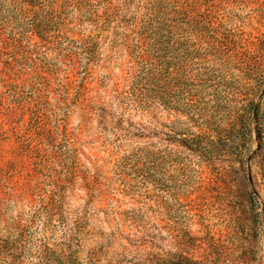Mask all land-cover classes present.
I'll return each mask as SVG.
<instances>
[{
	"label": "rangeland",
	"instance_id": "1",
	"mask_svg": "<svg viewBox=\"0 0 264 264\" xmlns=\"http://www.w3.org/2000/svg\"><path fill=\"white\" fill-rule=\"evenodd\" d=\"M21 1L0 0L40 45L35 71L0 81V244L18 264H264V0H176L213 15L190 39L144 30L156 0H91L118 13L106 30L53 0L59 49L24 24H52L53 2ZM210 34L233 47L207 52ZM88 35L92 64L66 60ZM148 67L163 93L142 97Z\"/></svg>",
	"mask_w": 264,
	"mask_h": 264
},
{
	"label": "trees",
	"instance_id": "2",
	"mask_svg": "<svg viewBox=\"0 0 264 264\" xmlns=\"http://www.w3.org/2000/svg\"><path fill=\"white\" fill-rule=\"evenodd\" d=\"M22 5L24 6L23 11L26 14L37 7L46 8L47 4L53 2V11L55 12L54 20L52 24H47L46 22H24L27 23L28 28L31 32H35L37 35H41L42 40L47 41V43L52 44L53 49H59L60 42L63 36L61 28L58 29V37L54 38L50 33L53 31L52 27L59 26V17H62V5H58L59 1L56 3L53 0H22ZM72 5L69 9L79 10L85 13L86 19L91 22L95 21L96 28L100 30H106L111 27L112 22L117 19L118 13H99V4L94 5L91 0H71ZM155 5L152 7L153 11L149 14L148 22L144 24V30L149 32L151 35H155L156 38H161L163 35L171 34L176 36L177 34H182L186 39L192 38L195 34L197 37L200 35H206L209 31L207 28V23L213 21V15L208 12L205 14L201 10H196V8H189L185 5L178 6L176 0H156ZM73 11V10H72ZM10 24V23H9ZM17 24V23H16ZM71 24V23H69ZM73 28H69V32ZM10 30V31H9ZM18 32V33H17ZM74 33V32H73ZM100 33V32H99ZM211 35V34H210ZM98 35H88L81 40H73L70 38V42L76 44L74 49L69 46L72 51L65 54V59H72L76 52H81L87 60V67L92 64V61L96 58L98 49L100 47L99 41L97 39ZM212 41H215V45L210 42H205V49L207 52L210 50H217L221 54L227 53L233 47L232 41L226 40L221 41L217 38V34L211 35ZM145 40V39H144ZM219 44V45H218ZM39 45L38 42L32 43L30 37H25V30L16 31L14 28L9 29V25L4 21H0V81L6 80L7 78L13 82H19L23 74L32 73L35 71V59L33 58V51ZM44 46V44L42 45ZM163 47L159 45L157 48L153 49L154 52H160ZM139 59L143 61H149L150 65H154L155 59L152 60L150 55L140 54ZM35 76V73L33 74ZM142 80H148L154 86L152 88L141 89L143 95L146 97L149 95L150 91L156 92L158 94L163 93L162 83H164L163 69L156 67H148L147 71L143 75ZM259 106H254L251 108L254 118L259 114ZM57 201H53V205ZM48 203L45 205L47 208ZM56 207V206H55ZM51 214V212H50ZM47 253V252H46ZM0 255H3L8 259L7 264H18L20 259H23L18 252L14 250L13 247L8 246L5 243L0 244ZM66 260H58L51 264H66Z\"/></svg>",
	"mask_w": 264,
	"mask_h": 264
}]
</instances>
